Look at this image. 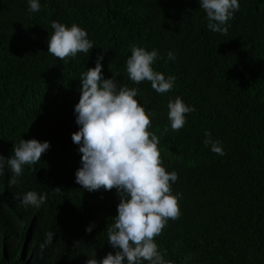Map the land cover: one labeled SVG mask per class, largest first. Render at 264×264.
Wrapping results in <instances>:
<instances>
[{
    "label": "trees",
    "instance_id": "trees-1",
    "mask_svg": "<svg viewBox=\"0 0 264 264\" xmlns=\"http://www.w3.org/2000/svg\"><path fill=\"white\" fill-rule=\"evenodd\" d=\"M239 3L222 35L207 28L198 0H40L37 13L27 0H0V155L9 158L22 139L51 144L12 189L7 166L0 176V264H86L115 254L107 229L118 215L116 190L87 192L75 182L79 79L99 55L105 78L138 87L137 99L156 113L149 131L160 139L163 166L178 173L181 215L155 238L165 260L264 264V0ZM53 22L86 30L95 49L64 61L50 55ZM133 46L158 50L164 59L153 67L175 76L172 91L129 79ZM176 97L195 111L173 131L168 103ZM206 131L221 141L223 156L204 145ZM29 191L47 193L46 203L20 206L16 194ZM50 231L53 244L41 252Z\"/></svg>",
    "mask_w": 264,
    "mask_h": 264
},
{
    "label": "clouds",
    "instance_id": "clouds-1",
    "mask_svg": "<svg viewBox=\"0 0 264 264\" xmlns=\"http://www.w3.org/2000/svg\"><path fill=\"white\" fill-rule=\"evenodd\" d=\"M27 2L31 13L41 10L40 0ZM198 3L206 13L207 28L227 35L228 22L239 11V0H198ZM51 28L54 32L48 38V53L60 61L74 59L78 53L87 55L95 49L87 31L76 24L68 27L53 22ZM158 58L164 59L158 50L133 46L126 71L136 85L147 81L156 93L165 94L173 90L176 78L166 77L154 69ZM103 60L104 56L99 55L96 66L87 69L79 79L80 100L74 108L79 131L72 135V140L79 146L82 158L75 182L87 192L115 189L120 203L115 222L107 229L108 244L115 254L110 252L101 260L96 256L88 258L86 264H144L145 261L148 264H170L155 238L162 234L169 220L175 221L181 215L179 201L182 194L173 193L178 173L168 172L163 166L160 139L149 131L156 113L137 99L138 87L121 86L115 75L105 78ZM167 60L175 62L176 54L169 51ZM194 111L195 108L180 97L170 100L168 120L171 129H182L187 123L186 116ZM204 135L207 137L204 145L223 156L221 141L213 139L211 132L206 131ZM50 148V142L22 139L14 145L13 155L9 158L0 155V176L5 174L6 166L12 173L8 187H15L24 167L40 162ZM47 196V193L29 191L16 194V199L25 208H40L46 203ZM95 227L92 224L86 232L91 234ZM55 235L51 231L45 234L40 244L41 252L52 246Z\"/></svg>",
    "mask_w": 264,
    "mask_h": 264
}]
</instances>
